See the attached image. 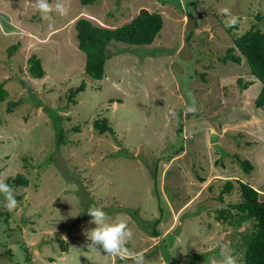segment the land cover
<instances>
[{
  "label": "rangeland",
  "instance_id": "374dc122",
  "mask_svg": "<svg viewBox=\"0 0 264 264\" xmlns=\"http://www.w3.org/2000/svg\"><path fill=\"white\" fill-rule=\"evenodd\" d=\"M63 2L67 13L53 11L45 21L35 0H0V81L9 91L0 103V180L22 173L30 181L13 187L18 206L11 212L0 194V212L12 213L9 220L0 215V264H132L90 246L91 206L102 208L109 223L127 222L133 232L127 246L144 252L148 264H208L222 248L242 264L234 244L251 224L223 222L217 210L240 201L237 188L219 199L227 179L249 182L264 199V106L255 104L262 83L246 59L224 63L219 56L234 45L226 27L231 17L238 35L253 24L264 29V0ZM143 8L163 15L154 43L113 41L105 77L87 75L77 19L117 27ZM33 54L42 58V78L29 71ZM240 78L253 83L244 89ZM83 81L77 103L70 101L69 89ZM30 91L37 96L8 110ZM57 113L67 129L61 145ZM101 118L112 132L99 133L94 121ZM214 133L228 155L212 148ZM236 154L252 162L250 175ZM124 207L150 226L161 219V235H149Z\"/></svg>",
  "mask_w": 264,
  "mask_h": 264
},
{
  "label": "trees",
  "instance_id": "16d2710c",
  "mask_svg": "<svg viewBox=\"0 0 264 264\" xmlns=\"http://www.w3.org/2000/svg\"><path fill=\"white\" fill-rule=\"evenodd\" d=\"M81 2L84 5H87L96 2V0H81ZM190 16L194 18L192 14ZM163 25L164 19L162 13L150 11L146 8L141 9L128 23L117 27L101 26L95 24L91 19L86 17L78 18L74 27L78 39V47L86 54V63L84 67L85 73L93 79H103L106 74L105 68L107 61L111 57L110 55H112L109 52V44L111 42H125L130 45L152 44L156 38H158ZM237 28L238 24L236 23L228 29V33L230 34L234 45L229 47L223 56H219V59L224 63L235 61L239 64L242 63L243 59L247 60L251 74L258 78L262 83L261 91L255 99L256 106L262 107L264 106V29L258 24H253L250 29L238 35V32H236ZM190 34L192 36L195 34L194 28L190 29ZM16 46L17 45L10 46L9 52L13 53ZM28 63L29 71L34 78H42L46 75L41 57L33 54L29 57ZM209 66L212 67L213 63L209 64ZM201 76L206 78V73H201ZM239 81L244 89H247L253 83V81L243 82L242 78H240ZM5 84L6 81H0V103L6 101L9 95V91L5 87ZM85 87L86 83L83 81L78 87L70 88L67 94L69 100L77 103L75 97L83 91ZM35 95L36 93L30 91L28 95H22L18 101H10L8 110L11 111L22 102L31 101L30 99ZM121 100L122 99L120 98L119 101ZM111 101L114 102L116 100L111 99ZM38 104H41V102L36 105ZM59 108L62 109L65 107L64 105H61ZM57 118L58 122L55 119L58 132L57 144L61 145V143L67 142L65 136L67 129L62 123L63 116L57 113ZM94 124L100 134L107 131H113L108 118L96 119ZM73 129L79 130L80 127L77 125L74 126ZM247 143L250 144V142ZM237 158L242 170L250 175L254 170L252 162L246 158H242L240 155L237 156ZM150 171L152 173L158 172L157 169L153 170V168H151ZM29 182L30 181L26 175L18 173L15 177L10 178L7 181V184L12 188H18L19 186L28 185ZM236 188L240 192V201L235 203L229 202L227 206L218 209L217 219L222 220L223 222L228 221L238 228H241V225L244 223H250V228H247L245 231L240 230V232H242L241 236L234 244V246H239V249H235L234 252L237 254L240 252L239 250L242 251L243 255L240 252L241 256H243L241 258L242 264H264V199H261V193L257 188L240 178L234 180L227 179L221 188L219 199L221 201L224 200L226 195L231 194ZM156 189L157 188L155 187V192ZM159 192L160 190L157 189V196L160 201H163L162 194ZM15 198H18V196L15 195ZM91 202L93 203L94 201ZM122 209H125L130 213V215L133 216L149 235L154 237L161 235V219H157L153 225L150 226V224H147V221L139 218L137 210L129 207H124ZM233 210H235V212H233ZM2 213L0 215L3 216L4 219L9 220L11 218L12 213ZM62 243H64V241H62ZM64 244L65 249H67L68 243L65 242ZM26 254H29L28 250Z\"/></svg>",
  "mask_w": 264,
  "mask_h": 264
},
{
  "label": "clouds",
  "instance_id": "9594fccd",
  "mask_svg": "<svg viewBox=\"0 0 264 264\" xmlns=\"http://www.w3.org/2000/svg\"><path fill=\"white\" fill-rule=\"evenodd\" d=\"M35 9L40 13L41 19L47 21L51 19L53 11L64 15L68 9L63 0H56V3L50 4L49 0H35ZM224 13H228L225 8ZM237 23L235 17H231L226 27H232ZM193 105L195 98H192ZM188 111H194V107H189ZM0 194L4 197L3 207L11 212L18 206V201L15 198L13 188L4 180H0ZM87 214L91 217L90 223L96 225L94 229L88 230L86 235L90 240V246L98 247L105 255L112 257L113 260L119 258L120 260L130 259L132 264H148L145 259L144 252H133L128 248V243L133 238V232L129 228L127 222L124 220H116L112 223L108 222V214L99 207L91 206L87 209ZM208 264H238L237 258L231 252L221 249L220 259L216 257L210 258Z\"/></svg>",
  "mask_w": 264,
  "mask_h": 264
},
{
  "label": "water",
  "instance_id": "95a60500",
  "mask_svg": "<svg viewBox=\"0 0 264 264\" xmlns=\"http://www.w3.org/2000/svg\"><path fill=\"white\" fill-rule=\"evenodd\" d=\"M219 137V133H214L212 138V148L218 152L221 153V155H228V153L225 151V149L222 147V145L217 142V138ZM40 243H37V247L40 249Z\"/></svg>",
  "mask_w": 264,
  "mask_h": 264
}]
</instances>
